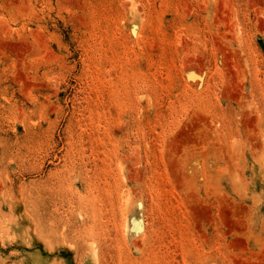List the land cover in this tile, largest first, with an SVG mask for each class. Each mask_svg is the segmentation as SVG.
Returning a JSON list of instances; mask_svg holds the SVG:
<instances>
[{
  "label": "rangeland",
  "instance_id": "1",
  "mask_svg": "<svg viewBox=\"0 0 264 264\" xmlns=\"http://www.w3.org/2000/svg\"><path fill=\"white\" fill-rule=\"evenodd\" d=\"M0 264H264V0H0Z\"/></svg>",
  "mask_w": 264,
  "mask_h": 264
}]
</instances>
